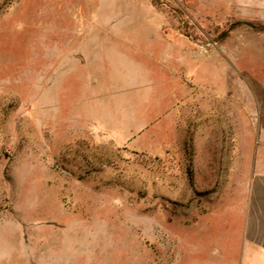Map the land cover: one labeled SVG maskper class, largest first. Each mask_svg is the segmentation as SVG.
I'll list each match as a JSON object with an SVG mask.
<instances>
[{
    "label": "rangeland",
    "instance_id": "1",
    "mask_svg": "<svg viewBox=\"0 0 264 264\" xmlns=\"http://www.w3.org/2000/svg\"><path fill=\"white\" fill-rule=\"evenodd\" d=\"M257 172L264 0H0V264H228Z\"/></svg>",
    "mask_w": 264,
    "mask_h": 264
},
{
    "label": "crops",
    "instance_id": "2",
    "mask_svg": "<svg viewBox=\"0 0 264 264\" xmlns=\"http://www.w3.org/2000/svg\"><path fill=\"white\" fill-rule=\"evenodd\" d=\"M240 235L235 261L228 258V264H264V172L252 177Z\"/></svg>",
    "mask_w": 264,
    "mask_h": 264
}]
</instances>
